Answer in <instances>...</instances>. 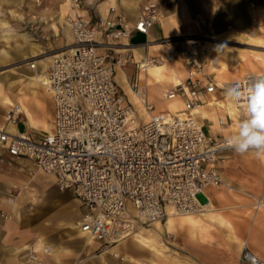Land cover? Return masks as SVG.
<instances>
[{
	"label": "built area",
	"instance_id": "1",
	"mask_svg": "<svg viewBox=\"0 0 264 264\" xmlns=\"http://www.w3.org/2000/svg\"><path fill=\"white\" fill-rule=\"evenodd\" d=\"M69 9L65 22L70 44L40 54L50 56L40 84L52 94V130L40 138L30 131H10L6 126L15 125L21 112L16 102L5 113V125H0V147L15 159L28 158L35 169L51 174L60 189L70 190L84 207L79 230L104 247L119 243L139 226L164 220L169 210L175 215L202 213L208 203L201 200L206 188L231 186L223 182L219 170V162L225 161L223 153L230 149L224 147V138L206 134L194 112L195 106L207 102V95L224 90L218 93L225 97L226 89L204 73V61L197 53L201 36L154 40L169 44L185 69L182 82L164 94L165 99L179 96L183 110L154 112L155 103L144 83L129 81L135 103L120 89L115 75L118 67L130 64L138 71L144 69L148 54L135 60L133 46L149 41L131 43L128 37L133 29L147 34L160 21L158 1H144L133 23L114 5L95 18L81 13L82 0H70ZM162 59L153 55L148 61ZM22 63L35 69L37 57ZM260 74L264 73L248 74L234 84L242 85ZM237 108L240 119L241 107ZM218 121L226 125L225 118ZM28 185L13 184L10 196L16 198ZM33 198L27 202L30 211L35 206ZM261 204L257 199V206ZM1 216L6 219L9 214L1 211ZM35 242L45 254L52 253L41 236ZM22 255L29 264H60L47 262L32 245L23 248ZM241 260L264 264L246 241Z\"/></svg>",
	"mask_w": 264,
	"mask_h": 264
},
{
	"label": "crops",
	"instance_id": "2",
	"mask_svg": "<svg viewBox=\"0 0 264 264\" xmlns=\"http://www.w3.org/2000/svg\"><path fill=\"white\" fill-rule=\"evenodd\" d=\"M206 1L203 0L204 3ZM208 1L217 7V11H210L215 14L212 32L215 36H219L216 41L206 39L208 43H214L215 47L220 46L221 49L227 50L228 48H240V46L253 48L234 43L238 41L233 39L260 40L262 42L252 44L259 48L253 49L261 50L264 53V0ZM197 3L198 0L186 3L183 1L177 2V0H166L164 3H159L164 17L153 24L147 34H142L134 29L131 30L128 40L131 41L130 35L133 32L139 34L141 38L137 43L156 40L180 32L193 33L196 30L195 17L203 8V6L199 7L200 5ZM255 7L260 8L262 25L259 24L257 19ZM205 8L208 9L206 6ZM205 8L203 9L205 10ZM223 8L225 11L222 10ZM138 12L124 13V15L127 21L133 23ZM81 13L89 15L88 12L81 11ZM199 21L201 23V20ZM203 39L204 37L201 38V40ZM161 45H149V52H161L165 55L167 52L165 49L171 50L169 44H163L167 48H160ZM201 47L205 50L206 46L203 44ZM134 51L135 59V57L141 56L142 53L148 54V47L138 46ZM40 53V50H34L33 55L30 54L28 57L32 58ZM204 54L200 50L198 57L205 62ZM211 56L212 60L210 62L220 66L223 61L230 62L232 52L217 54L211 48ZM28 57L27 55L24 56L23 60ZM210 62L207 66L211 73L205 68L204 73L208 74L218 85L221 80H239L243 75L248 74L246 72L254 69L250 67L244 73H241V71L236 72L237 77L229 79L227 74L238 71V67L232 68L233 70L229 69L221 75L218 71L213 70ZM47 63V61L46 63H40L38 60L35 69H30L25 63L16 64L9 69L0 68V125H5L4 116L9 105L19 101L22 111L19 113L15 125L6 126L10 131H30L35 138H40L52 130L54 111L52 94L40 83L31 84L28 76L30 74L42 75L46 70ZM172 63L174 62L172 61ZM179 66L183 68V71L179 67L178 70L181 72V77H184L185 70L181 62ZM124 71L127 82L134 79H137L138 82L139 79L144 80L143 83L147 84L149 99L154 103L160 99L155 94L149 93L151 87L164 85L161 91V99H164L166 103L167 100H170L164 98L166 89L169 90L177 84L168 78L161 82L149 83L147 70L140 72L134 64L128 65ZM212 73H214V76H212ZM240 73L242 74L241 78L239 77ZM11 82L13 83L11 84ZM117 82L120 89L122 88L127 94L129 100L134 102L130 92H127L118 80ZM153 92L155 91L153 90ZM156 93L159 95L160 91ZM218 96V92L209 94L206 100L208 102L216 98L222 99ZM7 99H10V102ZM207 102L204 103V107L211 110L212 106L208 105ZM214 111L218 117L217 120H211L209 123V119H200L209 137L221 139L231 133L226 128L234 125V119L226 111L220 109ZM219 117L225 118V126L228 127L219 124ZM237 120L239 122V117H237ZM223 156L226 160L219 162V170L223 182L229 184L231 188L224 185L206 188L201 200L211 203V212L208 215H194L200 219L198 224L191 226L186 223L185 226L174 232L180 238L179 243L182 249L178 251L170 250L168 246L163 247L164 243L161 240L162 235L166 232L165 227L163 230H158L151 224L147 228L151 227L150 229L155 233L158 242L155 249L143 248L142 250L135 248L134 244L131 247V241L125 244L126 240L104 247L101 241L81 232L78 225L84 213V207L70 190H68L69 194L66 198L68 200L70 197L75 200L76 207L73 211L65 208L57 211H47L43 205L45 190L37 185H30L32 178H36V175L41 171L30 178H26V175L23 174L24 167H28L30 160L28 158L15 159L0 147V264H29L22 253L23 248L30 245L47 262L56 260L60 264H117L118 261L112 256V252L116 250L121 254L126 246L131 247L135 252L126 253L128 255L127 260L122 261V264H245L241 260V246L244 241L247 242L249 248L256 255L264 259V160L256 159L253 153L238 155L235 152L225 151ZM19 165L20 170H14L15 166L17 168ZM50 177L54 182V178L51 175ZM15 183L29 184L30 186L28 185L25 191L22 190L12 200L8 194L12 192V185ZM33 196L35 206L30 211L27 202ZM257 199H261L262 202L259 206H257ZM127 207L129 210H133L130 202H127ZM1 211L7 212L9 217L3 218ZM170 213L172 212L169 210L168 214L170 215ZM173 216L176 223L183 219V217H177L179 215L173 214ZM166 218L161 222L164 223ZM74 222H76V227H72ZM37 236H41L52 247L51 254L48 255L42 252L41 245L35 242ZM159 247L166 251L163 257L159 256V253H161Z\"/></svg>",
	"mask_w": 264,
	"mask_h": 264
},
{
	"label": "rangeland",
	"instance_id": "3",
	"mask_svg": "<svg viewBox=\"0 0 264 264\" xmlns=\"http://www.w3.org/2000/svg\"><path fill=\"white\" fill-rule=\"evenodd\" d=\"M69 1L70 0H0V68L9 69L11 66H15L16 64H19L20 62L23 61V57L25 55H27L28 57L30 54L33 53L34 50L36 51L40 50V52L44 51V53H47L51 50L61 48L62 46L65 45V43L71 42L72 37H71L70 29L64 20V16L69 9ZM144 1L146 0H82V11H84V13L88 12L89 15L95 18L96 15L98 14L104 16L107 13L108 7L110 5H115L117 7V10L123 14L137 13L140 9L141 4ZM156 1H158L159 3H164V1L166 0H156ZM182 1L184 3L195 2V0H177V2H182ZM197 4L200 5L199 7L203 6V8H205L203 0L201 1L198 0ZM203 8H201L199 14H197L195 17L196 30L193 33L196 35H200L201 37H204V39L201 40L200 42V50L205 53L204 55L206 60L204 63L205 64L204 68L205 70L211 73V71H209L208 69L207 64L212 60L211 48L215 45L214 43L211 42L208 43L206 39H208V41H212V40L216 41L218 40L219 36H215L212 32V26L214 24L215 14H213L210 10L206 8L204 10ZM254 9L257 14V19L259 21V24L262 25V22L260 20L261 18L260 8L255 7ZM222 10L225 11L224 8ZM161 13L163 14L162 10ZM61 14L63 15L61 16ZM199 20H201V23H199L200 22ZM183 33H187V32H183ZM206 36H214L216 38L209 39ZM140 39L141 38L139 34H137L136 32L131 33L130 35L131 43H137L140 41ZM233 40L238 41L234 43H238L239 45H245L253 48H259V47L254 46L252 44H257L256 42H262L260 40L246 41L245 38L233 39ZM246 43H251V44H246ZM203 44L206 46L205 50H203V48L201 47V45ZM164 47L166 48V45L162 44L160 46V48H164ZM253 48H247L242 46H240V48H236L239 51V54H237L236 56L238 65L236 67H231L229 69L237 68V67L239 69L238 71L229 73L228 74L229 79L236 78L237 77L236 72L241 71V73H244V71L248 70L250 67H253L254 70L253 71L250 70L246 72L248 74H252L253 72L264 73V63H262L264 62L262 61L264 60V53H262L261 50L253 49ZM243 52L245 53L244 58L241 57V53ZM232 61H233L232 59L230 60V62L223 61L221 65L217 67L220 68L223 65V63H225L226 65L227 64L230 65ZM210 63L212 67L213 65H215L214 62H210ZM179 68L180 70L183 71V68L181 66H179ZM241 73L239 74L240 78L242 76ZM212 76H214V73H212ZM244 77L245 76L243 75L242 78ZM233 81H238V80H233ZM139 82L143 83L144 80L139 79ZM163 86L164 85L155 86L154 88L151 87L152 89L151 88L149 89L150 94H155V96L158 99H160L158 101L156 100L157 102L155 103L154 112H158L162 110V108L164 107L165 100L161 99V91L163 89ZM153 90L155 92H153ZM158 91H160L159 95L156 93ZM218 92H224V90H219ZM218 97L222 98L221 100L227 102L225 97L222 96L220 93ZM161 105H163V107ZM231 106L238 109L235 105H231ZM238 115L239 113L235 117H231L234 119L233 122L234 125L238 124V120H237ZM223 127H228V126H223ZM227 152H233V151L227 150ZM19 167L20 165L17 166V168L15 166L14 170H20ZM24 168L23 169L25 171L23 172V174L26 175V178H30L34 174L39 172L34 168L31 161L28 167H24ZM30 185L31 186L37 185L38 187H42L45 190V194L43 197V205L44 207H46L47 211L50 210L57 211L62 208L73 211L74 208L76 207L75 200L71 199L70 197L68 200L66 198L68 197L69 191L60 189L53 182L49 174H45L44 172L41 171L36 175V178H32V180L30 181ZM25 190L26 189H24V191ZM10 194H8V196H10ZM11 199L13 200L14 197H11ZM192 215L198 216L200 215V213H196ZM183 216L184 215H179L177 217H183ZM169 234L170 235H167V233L165 232L162 235L161 241L162 243H164L163 247L168 246L170 250H178V251L181 250L182 248L179 243L180 240L179 236L175 233H169ZM128 241H131V247H133L134 242L131 240V238L127 237L125 244ZM131 247L129 248L126 246L124 252L121 253L124 256L123 261L127 260L126 253H129L130 251L135 252V250H132ZM159 249L161 250L159 256L163 257L166 251L162 250L161 247H159ZM112 256L117 259L118 261L117 264H122V260L120 259L119 256H114V255Z\"/></svg>",
	"mask_w": 264,
	"mask_h": 264
},
{
	"label": "bare ground",
	"instance_id": "4",
	"mask_svg": "<svg viewBox=\"0 0 264 264\" xmlns=\"http://www.w3.org/2000/svg\"><path fill=\"white\" fill-rule=\"evenodd\" d=\"M204 4L209 10L217 11V7L212 2L207 0ZM69 11H70V9H68V11L66 12V14L64 16V20L66 19V16L68 15ZM62 15L63 14H61V16ZM163 17H164V15L161 17V19ZM183 34L193 35L194 33H192V32H187V33L180 32V33H177L175 35H170V36H180V35H183ZM206 37L209 38V39L214 38L213 36H206ZM69 44H70V42L65 43L64 46L69 45ZM159 44H167V43L155 42L154 40H151V41L147 42L146 44H143V45L140 44V45L133 46V50L136 49L138 46L143 48L144 45H146L148 47V56H146V60H145V63H144L145 67L142 70L143 72L147 70V72L149 73L148 82L149 83L150 82H161V81L166 80L167 78L170 81H172L173 83H177L178 84V83L182 82L181 72L178 70V67L180 65L181 60H180L179 57H177L173 53L172 48H171V50L165 49V50H167L165 55H163V53H161V52H154V53H150L149 52V45L153 46V45H159ZM212 50L214 51V53L217 52V54H223V53L226 54L229 51L232 52V58L231 59L233 61L230 63L231 66L229 64L226 65L225 63H223V65L220 68H218L216 64L213 65V70L218 71V73H220L221 75H223V73L225 71H228L229 68L236 67L238 65V61L236 60V56H237V54H239V51L237 49L228 48L227 50H224V49H221L220 46H218V47L213 46ZM42 53H44V51L41 52L40 54H42ZM197 53L198 54L200 53V44H199V48H198V52ZM40 54L36 56L37 57V61L39 60L40 63H44V62L46 63V61L48 62L50 56L48 54L40 56ZM136 55H138V54H136ZM153 55H161V56L164 57V59L160 60L159 62H150V61H148L149 58L151 56H153ZM141 57H145V53H142V55L139 56L138 58L135 57V59L138 60ZM241 57L242 58L245 57V53L244 52L241 53ZM172 61L174 63H172ZM262 61H264V60H262ZM181 64H182V62H181ZM47 65H48V63L46 64V66ZM204 66H205V64H204ZM124 69L125 68H123V67H118L117 71H116L115 78H117V80L121 83V85H123L125 87V90L127 92H130V95L134 99V102L137 103L138 100H137L136 96L133 95V92H132V90H131V88L129 86V80L127 82V78H126ZM252 74H255V72H253ZM42 75L41 74H30V75H28L29 78H30V83L31 84L40 83V79L42 78ZM13 82H11V84ZM234 82H237V81L230 82L228 80H221L219 82V85L223 86L224 88H226L227 86H229L231 84H234ZM245 84H247V82L242 84V85H245ZM144 85L147 88V84L144 83ZM166 91H167V89H166ZM7 100H8V102H10V99H7ZM17 103H19L20 110L22 111L21 103L19 101H17ZM11 104H14V103H11ZM205 104L203 103V104L195 106L194 107V112L197 113L199 118H202V119H205V120L209 119V123L211 122V120L213 121V120H217L218 119V117L214 113L215 112L214 110L220 109V110L226 111L229 114V116H232V117H235L240 111V110L232 107L230 104H228L227 102H225L224 100H221V99H214L212 101H208L207 102L208 105L212 106L211 110H208L207 108H205L204 107ZM242 104H243V102H241V106H242ZM162 107H163V105H162ZM183 108H184V104H183L182 99L179 98V96H175L172 99L166 101V103L164 104V107L162 108V111L173 112V113L179 114L183 110ZM141 112L144 113L142 110H141ZM29 123H31V122H29ZM236 126L237 125H231L230 127L226 128V129L232 132V131L235 130ZM38 171H40V170H38ZM49 175H51V174H49ZM30 195H31V193H30ZM211 209H212V205H211V203L208 202V203L205 204L204 210L200 214L208 215L209 212H211ZM183 215H184L183 219L179 223H176L173 220L174 216H173L172 213H170V215L166 218L164 223L161 222V221H156V222L153 223V225L158 230H163V228L165 227L166 233L169 234V233H174L179 228H182L183 226H185L186 223H188L189 225L193 226V225H196V224H198L200 222L199 217H195L192 214H183ZM66 226H68V225H66ZM76 226H77L76 222H74L72 227H76ZM144 227L145 226H139L137 229H135L133 231V233L131 235H129L127 237L131 238V240L134 242V247L137 248V249H142V250H143V248H145V249H147V248L148 249H155L156 243L158 242L157 241V237H156L155 233L153 231H151V229L144 228ZM127 237L122 239L121 242H124ZM113 254L115 256H120V259L122 261L124 260V256L122 254H119L118 252H116V250L113 252ZM126 256H128V255H126Z\"/></svg>",
	"mask_w": 264,
	"mask_h": 264
},
{
	"label": "clouds",
	"instance_id": "5",
	"mask_svg": "<svg viewBox=\"0 0 264 264\" xmlns=\"http://www.w3.org/2000/svg\"><path fill=\"white\" fill-rule=\"evenodd\" d=\"M224 95L229 104L241 107L239 122L224 137V147L238 155L253 153L256 159L264 160V74L245 85L227 86Z\"/></svg>",
	"mask_w": 264,
	"mask_h": 264
}]
</instances>
